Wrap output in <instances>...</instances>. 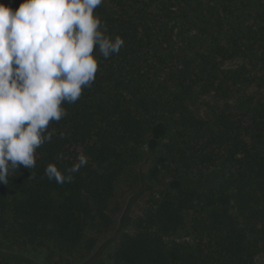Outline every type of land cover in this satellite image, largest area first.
<instances>
[{
	"label": "trees",
	"instance_id": "obj_1",
	"mask_svg": "<svg viewBox=\"0 0 264 264\" xmlns=\"http://www.w3.org/2000/svg\"><path fill=\"white\" fill-rule=\"evenodd\" d=\"M95 14L124 46L96 53L35 168L0 184V264H80L145 183L131 231L92 264H264V0H104ZM80 154L72 182L45 175Z\"/></svg>",
	"mask_w": 264,
	"mask_h": 264
},
{
	"label": "clouds",
	"instance_id": "obj_2",
	"mask_svg": "<svg viewBox=\"0 0 264 264\" xmlns=\"http://www.w3.org/2000/svg\"><path fill=\"white\" fill-rule=\"evenodd\" d=\"M104 0H23L13 10L0 3V184L23 166H36V152L50 142L49 126L67 116L107 59L124 46L112 38L95 10ZM62 159V156L58 157ZM88 164L84 154L61 171L45 175L70 183Z\"/></svg>",
	"mask_w": 264,
	"mask_h": 264
},
{
	"label": "rangeland",
	"instance_id": "obj_3",
	"mask_svg": "<svg viewBox=\"0 0 264 264\" xmlns=\"http://www.w3.org/2000/svg\"><path fill=\"white\" fill-rule=\"evenodd\" d=\"M147 184V183H145ZM144 184V187L139 190L137 193L132 194L126 200L124 209L118 219L116 228L109 233L104 240L98 245L96 251L87 259L83 260L80 264H92L99 256H104L109 248H111V243L123 230L131 231V221L132 218L141 212L142 207L145 205V200L147 199L148 189L147 185ZM32 259V258H31ZM36 260V259H35ZM33 258V262L37 264H45L42 260H36ZM259 264H263V259L260 257L258 259Z\"/></svg>",
	"mask_w": 264,
	"mask_h": 264
}]
</instances>
